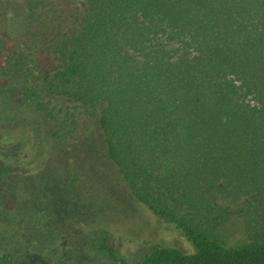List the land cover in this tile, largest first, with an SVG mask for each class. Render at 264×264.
Segmentation results:
<instances>
[{"label":"trees","instance_id":"trees-1","mask_svg":"<svg viewBox=\"0 0 264 264\" xmlns=\"http://www.w3.org/2000/svg\"><path fill=\"white\" fill-rule=\"evenodd\" d=\"M71 11V35L45 77L62 103L53 136L69 125L93 148L98 138L136 201L192 248L156 245L129 262L103 231L98 251L117 264H264V0H84ZM12 173L0 165V178ZM242 198L250 238L241 244L179 216L217 228L232 213L220 201Z\"/></svg>","mask_w":264,"mask_h":264},{"label":"rangeland","instance_id":"rangeland-1","mask_svg":"<svg viewBox=\"0 0 264 264\" xmlns=\"http://www.w3.org/2000/svg\"><path fill=\"white\" fill-rule=\"evenodd\" d=\"M83 1L0 0V165L13 168L0 178V255H10V264H117L98 251L103 231L129 262L156 245L192 250L174 224L136 201L98 138L93 148L69 125L63 136H53L60 131L62 103L45 77H53L57 47L65 33L71 35V9ZM30 91L48 105L52 116L44 117L50 119H42ZM74 106L68 103L72 112ZM245 200H221L232 213L213 229L193 214L179 216L234 246L250 238L241 213Z\"/></svg>","mask_w":264,"mask_h":264}]
</instances>
